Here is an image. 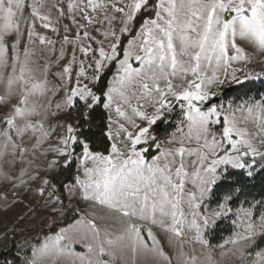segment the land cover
<instances>
[{
    "label": "snow or ice",
    "instance_id": "6c2138e0",
    "mask_svg": "<svg viewBox=\"0 0 264 264\" xmlns=\"http://www.w3.org/2000/svg\"><path fill=\"white\" fill-rule=\"evenodd\" d=\"M261 58L264 0H0V211L58 217L85 202L76 211L94 242L86 264H110L104 257L125 240L158 264H218L217 249L234 264H264V199L232 207L264 173V95L225 106L212 91L221 74L264 79V66L252 74ZM177 105L182 119L160 142L153 126ZM72 108L76 123L61 120ZM98 108L108 113L103 151L80 130ZM73 164L68 183L54 182ZM231 170L239 178L216 196ZM229 215L236 231L213 245L210 232ZM69 231L22 264H58L71 254Z\"/></svg>",
    "mask_w": 264,
    "mask_h": 264
},
{
    "label": "rangeland",
    "instance_id": "374dc122",
    "mask_svg": "<svg viewBox=\"0 0 264 264\" xmlns=\"http://www.w3.org/2000/svg\"><path fill=\"white\" fill-rule=\"evenodd\" d=\"M264 59V58H261ZM264 65L256 64L253 66L252 74L254 77L255 72L260 71L261 67ZM111 73H109V76ZM107 79V77H106ZM220 79L224 82L221 84H217L213 87L212 91L216 93L217 97L227 86L236 83L235 81L229 79H225L223 74H221ZM238 79H243V76H238ZM246 100V99H245ZM229 101H234L232 99L227 100H218L217 104L223 103L225 106L228 104ZM236 104H239L242 101H234ZM106 112V111H105ZM106 116L108 113L106 112ZM77 114L76 109L72 108L69 112L61 115V120H71L73 123H76ZM182 119V115L178 105L174 112L167 113L165 118L162 122H158L155 126H153L152 134L155 135L158 141L162 142L169 138V136L175 132L177 126L179 125V121ZM107 117H106V128H107ZM171 126L169 131H166V128ZM220 126H216L215 130L219 131ZM107 130V129H106ZM107 132V131H106ZM154 154V153H153ZM224 166H221V171H223ZM58 170L53 173L56 177ZM76 174V167L74 169V176ZM191 187V185H189ZM69 202L66 201V204ZM240 204L232 206L235 210L239 207ZM35 206V205H33ZM215 204H213V207ZM248 204H245L247 207ZM72 211L77 213V218L69 223L67 226L62 227L63 229H69V236L70 239L64 241V244L70 249L71 254H66L64 256L59 257L58 264H86V259L90 255L88 252V244L94 243L91 240L90 234L88 239H83L88 230L86 226H77V221L81 219L82 212L76 211V209H86V203L83 201L79 202H72L70 204ZM97 216H104L108 222L110 228L116 232H121L125 224L120 219L119 215H113L109 212L108 209L97 207L95 210ZM20 216H26L27 219L24 220L22 224L18 223ZM63 216L52 217L49 213L43 211L39 207H37V214L33 215L29 212L28 208H24L23 206H17L13 208L11 211H0V250L4 247H8L11 244L12 238L14 235L18 234L19 236L14 241L15 250L14 252L20 257V260L17 264H22V258L25 256H30L32 249L34 247L38 248L45 243V238L48 236H55L57 233L60 232L62 228L57 233H48L43 235L48 228H50L51 224H53V220L55 223L61 222L63 220ZM222 219V218H221ZM229 221L232 225V231L225 235L223 239L229 237L233 231L236 229L233 226V219L234 216L229 215L228 217L224 218ZM18 225V226H17ZM143 229L142 236L146 237L147 234V225L141 224L140 225ZM155 231V229H154ZM212 242L213 245H217L223 241ZM149 245H151V241H148ZM264 246V245H263ZM133 244L130 240H125L122 242L120 251L115 258L104 257L106 260H110V264H158L157 258L153 252L144 251L141 249L139 255L134 254L133 252ZM29 248V252H26ZM191 250V246H189V251ZM77 254L83 255L85 257L84 261L76 258ZM214 259L218 262V264H234V261L229 258H222L220 256V250L217 249L213 254Z\"/></svg>",
    "mask_w": 264,
    "mask_h": 264
},
{
    "label": "trees",
    "instance_id": "16d2710c",
    "mask_svg": "<svg viewBox=\"0 0 264 264\" xmlns=\"http://www.w3.org/2000/svg\"><path fill=\"white\" fill-rule=\"evenodd\" d=\"M260 95H264V79H250L244 81L242 84L233 83L227 86L217 97L218 100H227L232 99L236 102L243 101L249 97L259 98ZM106 112L102 108L96 109L91 113L90 117L86 121H82L83 128L80 129L85 135H87L91 142L94 144L95 150L103 151L105 144L107 142L106 138ZM171 126L166 128V131H169ZM75 165L73 164L70 169H59L57 176L55 177L56 183H68L70 178L74 176ZM233 175L228 177L226 182L220 185L216 191V196H222L225 190L229 187V184L232 180L238 179L237 171L231 170ZM247 187L245 189L244 195L240 196L232 206L240 204L245 199L248 202H254L264 199V173H260L252 181H247ZM65 200V204H66ZM212 205L215 204V200L211 201ZM247 205V204H246ZM77 218V213L73 211L67 212L61 222L51 224L50 228L47 229L43 235L48 233H57L60 228L67 226L73 220ZM232 231V225L229 221L222 218L216 224L214 230L210 232L212 237V242L220 241L223 237L229 234ZM19 235L16 234L12 238L11 244L8 247H4L0 250V264H5L6 261H12L13 264H17L20 260V257L14 252L15 245L14 241ZM264 245V242H261V246ZM26 252H29V248Z\"/></svg>",
    "mask_w": 264,
    "mask_h": 264
},
{
    "label": "water",
    "instance_id": "95a60500",
    "mask_svg": "<svg viewBox=\"0 0 264 264\" xmlns=\"http://www.w3.org/2000/svg\"><path fill=\"white\" fill-rule=\"evenodd\" d=\"M218 101V97H214L213 102H217Z\"/></svg>",
    "mask_w": 264,
    "mask_h": 264
}]
</instances>
